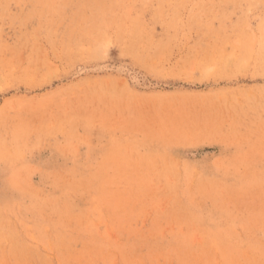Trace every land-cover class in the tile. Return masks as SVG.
Returning <instances> with one entry per match:
<instances>
[{
    "label": "rangeland",
    "instance_id": "1",
    "mask_svg": "<svg viewBox=\"0 0 264 264\" xmlns=\"http://www.w3.org/2000/svg\"><path fill=\"white\" fill-rule=\"evenodd\" d=\"M0 264H264V0H0Z\"/></svg>",
    "mask_w": 264,
    "mask_h": 264
}]
</instances>
